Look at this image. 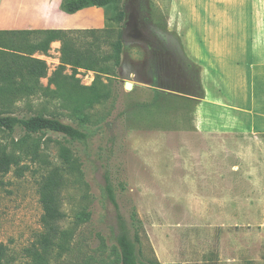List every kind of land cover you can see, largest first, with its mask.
I'll list each match as a JSON object with an SVG mask.
<instances>
[{
	"label": "rangeland",
	"instance_id": "rangeland-1",
	"mask_svg": "<svg viewBox=\"0 0 264 264\" xmlns=\"http://www.w3.org/2000/svg\"><path fill=\"white\" fill-rule=\"evenodd\" d=\"M188 7L180 2L181 11ZM119 10L124 20H112ZM167 12L165 0H114L75 15L55 0H0V25L14 26L0 31L30 30L0 32L23 38L22 51L33 53L57 27L72 30L73 46L90 57L60 69L62 43L53 41L32 54L47 64L39 86L0 95L4 115L43 113L85 133L0 131V145L22 155L0 172L4 264H120V217L146 264H264V176L253 173L264 163V140L246 127L253 116L264 119V80L236 87L212 69L194 78L191 64L168 54ZM6 42L0 61L11 56L4 47L15 48ZM199 120L226 134L200 131ZM55 166L65 167L59 225L69 234L45 252L39 187Z\"/></svg>",
	"mask_w": 264,
	"mask_h": 264
},
{
	"label": "crops",
	"instance_id": "crops-1",
	"mask_svg": "<svg viewBox=\"0 0 264 264\" xmlns=\"http://www.w3.org/2000/svg\"><path fill=\"white\" fill-rule=\"evenodd\" d=\"M180 2L189 6L187 11H181ZM165 4L168 54L191 64L197 70L194 78L203 80L212 69L220 74L215 79L239 81L236 87L243 85V81L264 80V0H165ZM43 9L41 13L46 14V4ZM186 26L188 31L184 30ZM6 27L14 28L0 25V29ZM182 33H188L187 39ZM259 115L264 118V108ZM240 123L239 127H244ZM197 124L202 132L223 133L220 128L204 126L200 120ZM246 127L256 138L264 140V119L257 122L253 116ZM253 173L264 176V163L256 165Z\"/></svg>",
	"mask_w": 264,
	"mask_h": 264
},
{
	"label": "trees",
	"instance_id": "trees-1",
	"mask_svg": "<svg viewBox=\"0 0 264 264\" xmlns=\"http://www.w3.org/2000/svg\"><path fill=\"white\" fill-rule=\"evenodd\" d=\"M114 0H62L60 8L68 13H75L84 7L95 5L103 6ZM125 11L119 10L110 18L118 22L123 21L125 18ZM30 30H17L9 31L2 30L0 32L23 34ZM45 38L36 44L33 53L37 50L47 51L53 41L60 40L62 43L61 49V65L60 69H63L67 64L73 67L85 66V60H89V56L80 49H76L73 46V33L68 29H46ZM7 41L9 46L4 47L6 50H10V58H3L0 62V95L2 94H22L33 90L36 84L42 77L47 75V64L45 61L33 57L30 52L22 51L21 49L26 46L24 39L19 40L5 39L0 37L1 44ZM6 42V43H7ZM18 48V49H16ZM117 55L119 56L122 50V41L119 39L116 43ZM26 73L29 75L30 81L27 80ZM21 75L22 79L15 78V75ZM55 77V75H54ZM54 77H51L50 82L55 81ZM39 86V85H38ZM16 126L23 127L26 131L37 133L42 131H52L61 133L71 139H82L85 137V133L79 128L65 123L56 117L46 116L43 113H38L28 117H18L15 115H4L0 112V131L8 130L13 131ZM35 148L38 147V143H34ZM36 149L34 150V153ZM36 154V153H35ZM61 156L64 164L72 165L73 158L71 151L68 148H64ZM22 155H17L7 150L6 146L0 145V172L7 173L11 170L12 166L19 164ZM65 167L55 166L53 167L41 180L40 202L43 207L42 222L44 224V231L41 235L40 244L43 251H49L54 245L60 247L63 246L67 240L69 234L68 230L61 229L59 222L65 217V213L61 209V194L62 188L65 183V177L63 174ZM111 191V190H110ZM111 194V192H110ZM120 235L118 237V244L121 251L120 264H146L140 262L136 255V248L134 242L129 237L125 224L120 217ZM5 246L0 244V264H4Z\"/></svg>",
	"mask_w": 264,
	"mask_h": 264
},
{
	"label": "water",
	"instance_id": "water-1",
	"mask_svg": "<svg viewBox=\"0 0 264 264\" xmlns=\"http://www.w3.org/2000/svg\"><path fill=\"white\" fill-rule=\"evenodd\" d=\"M132 87V83L131 82H127L126 83V88L130 89Z\"/></svg>",
	"mask_w": 264,
	"mask_h": 264
}]
</instances>
